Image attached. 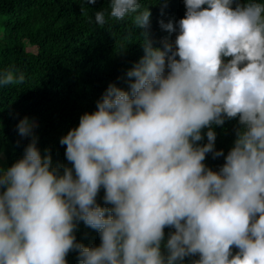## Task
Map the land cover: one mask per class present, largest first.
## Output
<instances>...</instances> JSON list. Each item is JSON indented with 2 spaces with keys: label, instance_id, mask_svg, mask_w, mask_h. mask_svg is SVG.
Wrapping results in <instances>:
<instances>
[{
  "label": "clouds",
  "instance_id": "clouds-1",
  "mask_svg": "<svg viewBox=\"0 0 264 264\" xmlns=\"http://www.w3.org/2000/svg\"><path fill=\"white\" fill-rule=\"evenodd\" d=\"M184 5L179 19H159L170 34L160 45L141 0L95 12L101 26L106 11L134 14L143 55L127 87L109 82L60 136L70 163L41 151L34 118L18 120L30 139L0 168V264H68L70 250L79 264H264V0ZM24 79L0 73V85ZM234 117L225 154L213 125ZM207 153L223 163L208 166ZM79 221L99 244L76 238Z\"/></svg>",
  "mask_w": 264,
  "mask_h": 264
},
{
  "label": "trees",
  "instance_id": "trees-1",
  "mask_svg": "<svg viewBox=\"0 0 264 264\" xmlns=\"http://www.w3.org/2000/svg\"><path fill=\"white\" fill-rule=\"evenodd\" d=\"M141 3L151 10L148 31L154 44L160 45L161 38L170 34L161 28L159 19L183 16L184 0ZM101 9L110 10V0H95L94 4L88 0H0V73L12 69L25 76L23 82L0 85V168L23 154L30 138L20 137L16 125L25 115L37 122L34 131L41 151L49 147L54 164L70 163L60 136L78 124L82 112L96 107L95 101L109 82L127 87L126 70L143 55L142 29L135 26L134 14L117 20L107 11V22L98 25L95 12ZM237 127L235 117L223 125L214 124L215 147L226 154ZM205 163L216 169L223 156L213 158L207 153ZM103 192L101 188L97 195L101 204ZM170 230L165 228L166 237ZM75 233L85 245L100 242L98 231L83 221ZM66 259L68 264H79L76 250H70Z\"/></svg>",
  "mask_w": 264,
  "mask_h": 264
},
{
  "label": "rangeland",
  "instance_id": "rangeland-1",
  "mask_svg": "<svg viewBox=\"0 0 264 264\" xmlns=\"http://www.w3.org/2000/svg\"><path fill=\"white\" fill-rule=\"evenodd\" d=\"M25 45L26 46H30L27 42H25ZM0 159H3V156L2 155L0 156Z\"/></svg>",
  "mask_w": 264,
  "mask_h": 264
}]
</instances>
